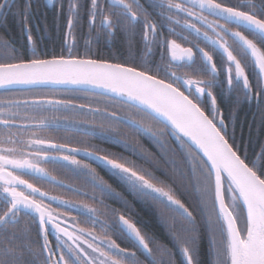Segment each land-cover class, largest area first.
<instances>
[{"label":"snow or ice","instance_id":"6c2138e0","mask_svg":"<svg viewBox=\"0 0 264 264\" xmlns=\"http://www.w3.org/2000/svg\"><path fill=\"white\" fill-rule=\"evenodd\" d=\"M57 3V15H66V36L73 45V29L86 12V45L94 32L97 38L100 33L111 38L119 32L125 37L128 59L111 62L73 55L71 47L67 56L41 58L33 37V28L40 29L37 0H0V17L7 20L11 16L33 48V58L19 59L15 42L0 37V89L70 86L105 98L103 107L100 100L78 104L74 99L49 96L23 101L0 98V117H8L0 118V125L9 130L7 135L0 134V189L6 194L0 207V264H264V163H258L264 159V148L257 159L242 151L229 135L212 91L221 71L213 53L219 52L221 63L226 64L229 89H239L247 100H264V0H246L240 5L228 0H67L66 12L65 0ZM137 35L142 48L134 52ZM169 36L192 47H183ZM250 66L256 72L255 84L245 71ZM202 97L209 103H203ZM45 105L71 109L82 118L68 127L84 137L123 145L149 167L123 155L101 154L102 149L93 145L73 147L42 137L14 139L10 130L17 127L18 112L11 110L30 107L40 111ZM32 120L40 129L59 127L46 119ZM145 137L162 150L169 139L180 141L187 173L173 167L171 174L163 173L165 179L155 175L150 170L156 167L155 154L140 143ZM80 155L106 165L129 195L157 209L171 247L142 233L122 214L113 227L118 225V235L130 248L111 238L109 225L100 216L111 213L115 217L118 210L108 208L104 201L127 205V200L92 164L77 159ZM42 164L71 166L75 175L87 178L91 192L65 185ZM25 176L54 187H69L105 211L51 196ZM185 180L191 183V206L178 198L173 186L187 187ZM57 201L83 217L70 218L72 231L61 226L60 217L66 214L51 207ZM22 212L32 216V223L38 218L43 235L39 248L31 227L21 226ZM48 225L57 233L55 248L48 240ZM203 235L208 237L207 260L201 258Z\"/></svg>","mask_w":264,"mask_h":264},{"label":"flooded vegetation","instance_id":"af4514ba","mask_svg":"<svg viewBox=\"0 0 264 264\" xmlns=\"http://www.w3.org/2000/svg\"><path fill=\"white\" fill-rule=\"evenodd\" d=\"M47 2V0H45ZM39 4V0H37ZM143 2V0H142ZM232 5H240L246 0H228ZM259 3V0H256ZM48 3V2H47ZM67 9V0H65V12ZM59 4L57 0H53L52 4H49V9H38L37 11V22L40 23V29L37 30L33 28V37L36 41L37 54L41 58H51V56H59L61 54L67 56L69 54L68 48H72V54L78 56H89L91 58H103L111 62H124L128 59V48L125 41V37L121 33H116L114 37H107L103 33L97 34L94 32L91 34V43H85L86 39L89 38V28H88V17L86 12L81 13V21L73 29L75 35V44H72L71 38L66 36V15L58 16ZM179 31V29H177ZM165 35L167 36V28L164 29ZM247 35V33H245ZM0 37L4 39L12 40L15 42V47L18 50V57L22 60H28L33 58V48L29 44L25 37L21 36L19 31V25L16 24L11 16L5 20L0 17ZM42 37V39H40ZM169 39H176L183 47H192V44L180 40L176 36H169ZM251 38V37H250ZM191 40L192 37H189ZM205 47L203 43L200 45ZM142 48V42L139 35L136 37V48L134 52ZM44 50H49V56L46 55ZM206 50H211L206 49ZM195 51V49H194ZM214 60L217 62L218 68L221 69L217 75L218 86L212 89L213 94L217 96V102L224 114L225 122L228 124V133L236 141L237 145L245 144H256L260 146L257 151L255 159L261 155V150L264 148V100L258 102L257 99L253 98L250 100L244 99L243 94L239 89L231 90L227 85V74H226V64L221 63V54L219 52L213 53ZM157 60H159V54H156ZM226 60V58H225ZM249 74L250 81L255 84L256 82V72L253 71L251 66L245 70ZM258 71V70H257ZM207 78V77H203ZM33 96H49L56 99H74L76 103H92L95 104L97 100L102 101L100 106H104L103 97L93 96L91 91L84 92L79 90H72L70 88H55L49 86L37 87L32 91L24 88H18L11 92L5 90H0V98L4 99H19L23 101L24 99H31ZM237 97H239V102L237 103ZM202 102L208 104L209 101L206 97L201 98ZM11 111L18 112L16 117L17 127L11 128L10 132L14 139L27 141L31 138L42 137L52 140L56 143H70L73 147H87L88 145H93L102 149L101 154L105 152H111L116 155H123L126 159L135 162L138 165H143L145 167V162L138 159L137 155L131 153L130 150L124 148L123 145H118L112 141H102L99 139L84 137L80 133L74 131L72 128L68 127L73 121L79 120L82 117L78 116L71 109H65L59 106L45 105L40 111L33 108L21 107L19 109H12ZM253 116L258 118L255 124V135L254 137H249L246 133L247 130L253 128V124L249 121L248 125L245 127L246 119H253ZM35 117L36 120L46 119L50 121L53 125H59V127H48V128H37L32 120ZM0 118H8L7 115ZM259 120V122H258ZM26 126V127H25ZM244 128H246L245 134L243 136ZM0 134L7 135L9 130H6L3 125H0ZM148 140L146 137L141 138L140 143ZM83 141V143H81ZM7 147H12L13 145H6ZM25 151H31V149H25ZM77 159L86 160V162L92 164L96 171L103 176V178L112 185V187L119 193H127L121 183L117 178L113 177L107 166L101 164L100 162H93L91 159H87L83 155L77 157ZM261 163H264V159H258ZM65 163V162H61ZM42 167L47 168L53 175H56L58 179L64 181L65 185H70L71 188L81 189L91 192L90 187L87 185V178L84 176H77L72 171L70 167L54 166L52 164H42ZM25 179H29L30 182L37 184L42 191H47L51 196H59L62 199L72 200L76 203H87L93 207H98L101 211H105L102 205L90 200L86 196L76 195L69 187H54L52 184L47 182H41L37 180H31L29 176H25ZM6 194L0 189V207L4 206L3 197ZM45 203H49L45 200ZM104 203L108 208H115L119 211L120 207L124 204L112 201L111 199H106ZM51 207L60 213H65L60 217L61 226L68 227L69 231L71 228V217H76L77 220H82L83 217L78 215L77 211L74 209H68L62 204L57 202H52ZM122 213H117V216L113 217L111 213L107 215L100 216L101 220H106L109 227L108 233L112 239H115L118 244L123 248H130V244L126 239H123L118 235V225L113 227L115 220L118 219V215ZM124 215V214H122ZM126 218L128 216L124 215ZM21 226H30L32 230V236L37 241V247L43 244V235L40 233L38 227V218L36 223H32V216L26 215L25 213H20ZM130 219V218H129ZM132 220V219H130ZM66 221V223H65ZM133 223L139 225L132 220ZM48 228V240L53 248H55L58 241L56 240L57 233L52 228L51 225ZM97 234H100L99 228L96 229ZM62 240H67L66 237H62ZM70 244L71 241H68ZM42 259V258H41Z\"/></svg>","mask_w":264,"mask_h":264},{"label":"trees","instance_id":"16d2710c","mask_svg":"<svg viewBox=\"0 0 264 264\" xmlns=\"http://www.w3.org/2000/svg\"><path fill=\"white\" fill-rule=\"evenodd\" d=\"M39 9H49V4L45 0H39ZM46 55L49 56V50H44ZM258 118L253 116V119L245 120V127L248 125L249 121L253 124V128L246 131L244 128L243 136L246 133L249 137H254L255 135V124ZM259 122V120H258ZM147 138V137H146ZM148 140L141 142L143 148L147 150L149 153L155 154L154 163L156 167H152L150 170L154 172L155 175L160 177L161 179H165L163 173L167 172L171 174L173 167L177 170L184 171L187 173L188 165L185 163V153L184 149H182L180 145V141H176L174 138L169 139L168 144L165 149H160L158 145L154 144L151 139L147 138ZM242 151H246L248 156L252 159H255L257 151L260 149V146L256 144H245V145H238ZM258 163H261L258 161ZM145 167H149L148 164L145 163ZM170 183V181H169ZM185 185H173L176 188V193L178 198L184 200V202L188 205H192L194 202V198L189 195L191 193V183L189 180H185ZM120 193V192H119ZM125 199L127 200V205L120 207L119 213H122L128 216L130 219L135 221L142 233L147 234L148 236L153 237L158 243L165 244L171 247L168 242L167 236V228L166 226L161 223L159 213L155 207L151 204L139 201L135 199L133 196L122 193ZM117 201V200H112ZM122 203L121 201H117ZM207 246H208V237L207 235H203L201 239V258L203 260H207ZM143 259V257H140Z\"/></svg>","mask_w":264,"mask_h":264},{"label":"water","instance_id":"95a60500","mask_svg":"<svg viewBox=\"0 0 264 264\" xmlns=\"http://www.w3.org/2000/svg\"><path fill=\"white\" fill-rule=\"evenodd\" d=\"M42 86H49V87H55V88H64L63 86H53V85H42ZM38 87H41V86H38ZM68 88L71 89L70 86ZM0 90H3V89H0Z\"/></svg>","mask_w":264,"mask_h":264}]
</instances>
